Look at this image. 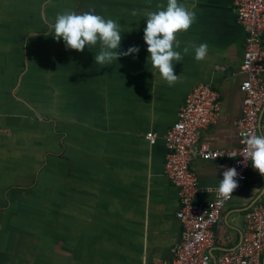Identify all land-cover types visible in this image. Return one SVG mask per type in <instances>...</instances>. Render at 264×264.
<instances>
[{
	"label": "crops",
	"instance_id": "0c3cea01",
	"mask_svg": "<svg viewBox=\"0 0 264 264\" xmlns=\"http://www.w3.org/2000/svg\"><path fill=\"white\" fill-rule=\"evenodd\" d=\"M179 2L196 19L177 35L183 59L170 87L148 62L143 40L144 13L166 0H0V264L172 260L181 240L179 200L164 173L162 136L193 89L210 84L220 93V116L199 141L238 148L235 122L244 103L245 31L232 0ZM67 9L116 20L119 51L139 52L101 67L94 61L99 45L66 48L48 23ZM201 43L208 51L197 61ZM148 132L158 136L153 145L144 139ZM221 163L191 160L199 202L212 198ZM263 191L264 176L250 166L213 227L214 259L237 243L244 212Z\"/></svg>",
	"mask_w": 264,
	"mask_h": 264
},
{
	"label": "built area",
	"instance_id": "2783aa9c",
	"mask_svg": "<svg viewBox=\"0 0 264 264\" xmlns=\"http://www.w3.org/2000/svg\"><path fill=\"white\" fill-rule=\"evenodd\" d=\"M232 7L245 31L240 65L244 103L241 117L235 122L239 147L218 149L201 144L200 133L218 123L221 98L210 84L195 87L179 108L176 122L162 136L167 149L164 173L177 190L176 218L181 226V240L172 249V260L165 264H264V191L245 210L237 243L214 259L213 227L232 197L222 199L216 188L212 198L199 202L198 181L189 166L195 158L220 159L223 171L236 168L239 187L233 196L244 187L251 166V161L243 157L245 137L264 130V0H232ZM144 139L153 145L158 136L148 132Z\"/></svg>",
	"mask_w": 264,
	"mask_h": 264
},
{
	"label": "clouds",
	"instance_id": "9594fccd",
	"mask_svg": "<svg viewBox=\"0 0 264 264\" xmlns=\"http://www.w3.org/2000/svg\"><path fill=\"white\" fill-rule=\"evenodd\" d=\"M194 4L192 8L194 9ZM137 15L135 10L131 13ZM146 27L143 40L147 45L148 62L156 69L160 78L168 86H174L180 76L174 74V64L183 59L179 48L180 42L177 35L186 32L195 22V11L189 9L179 0H166V4L157 5V10L146 11ZM49 29L54 33L55 40H63L66 48L83 51L85 46L95 48L99 45V51L94 56V61L101 67L110 66L119 58L133 55L139 52L138 46H131L126 51H119L122 41V31L119 23L112 19L96 14L94 9L77 13L67 9L57 13L48 23ZM208 51V45L201 43L194 46V58L197 61L204 60ZM189 48L185 47L183 53L187 54ZM244 160H250L251 166L259 174L264 176V130L259 134L247 135L244 140ZM236 168H227L222 172V179L217 187L218 195L222 199H230L232 193L239 187Z\"/></svg>",
	"mask_w": 264,
	"mask_h": 264
}]
</instances>
